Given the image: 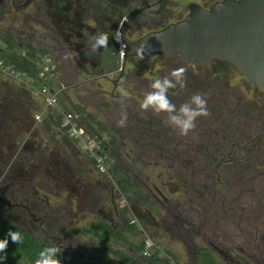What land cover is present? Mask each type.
Here are the masks:
<instances>
[{
	"label": "flooded vegetation",
	"instance_id": "1",
	"mask_svg": "<svg viewBox=\"0 0 264 264\" xmlns=\"http://www.w3.org/2000/svg\"><path fill=\"white\" fill-rule=\"evenodd\" d=\"M219 1L0 0V57L17 70L0 71V235L18 231L41 249L58 248L60 264H146L150 256V264H264L263 88L239 71L235 83L226 61L199 72L203 65L180 57L144 59L153 61L150 79L135 81L124 67L106 121L113 132L87 131V144L67 133L61 98L50 107L42 93L64 86V74L76 81L88 65L96 69L103 50L91 51L93 37L109 40L133 13L143 19L127 31L130 41ZM45 56L58 63V83L41 75ZM180 67L186 87L170 89L169 99L179 108L199 93L210 112L187 136L140 107L151 83ZM118 87L142 101L116 95ZM124 112L126 126L117 127ZM117 136L127 160L108 157L104 139Z\"/></svg>",
	"mask_w": 264,
	"mask_h": 264
},
{
	"label": "water",
	"instance_id": "2",
	"mask_svg": "<svg viewBox=\"0 0 264 264\" xmlns=\"http://www.w3.org/2000/svg\"><path fill=\"white\" fill-rule=\"evenodd\" d=\"M143 19L133 13L122 24L123 69L129 58L161 60L180 57L188 64L204 65L212 60L232 64L251 84L264 89V0H222L209 9L192 5L179 23L149 32L137 41L126 34Z\"/></svg>",
	"mask_w": 264,
	"mask_h": 264
},
{
	"label": "rangeland",
	"instance_id": "3",
	"mask_svg": "<svg viewBox=\"0 0 264 264\" xmlns=\"http://www.w3.org/2000/svg\"><path fill=\"white\" fill-rule=\"evenodd\" d=\"M180 3L184 4L187 2V0H178ZM196 1V0H194ZM4 27L5 26H9L8 23H3L1 24ZM145 34H147V31L143 30L139 33H137L133 38L132 41L137 40L138 37L144 36ZM119 33L117 31V29L115 30V32L113 33V36L110 37V39L107 42V46L102 48V54H101V62L99 65H97L96 69H92V67L90 65L87 66V73H81L80 77L78 80L76 81H72L74 77H72L71 73H69L70 75L64 74L63 75V85L67 88L66 92L64 93V95L61 97L60 100V104L58 106V109L60 111H58L59 113H64V116H66L68 113L70 112H75L78 111L79 109L83 110V116H84V120H83V125H85L86 127H92L95 132L97 131H101V133L104 136H109L113 131L111 128H109L108 123H106L107 121V117H111V115H113V113H111L110 111L113 110V103H115L117 100L113 99L111 97V93H113L114 91V85H113V81H116L121 74L124 72L123 71V57H122V43L120 42V38H119ZM118 36V40L117 39ZM26 49H24L25 51ZM21 53V51L19 52ZM4 61H9V60H5L4 58L0 57V60ZM153 61H147V60H138V59H132L130 58L127 62L126 65V70H125V75H130L132 74L133 76H137L136 80H146L150 79V72H151V68H152V63ZM227 63V62H226ZM229 64V63H228ZM230 67L234 70V74H235V83H238L240 79H242V77L240 75H238V70L232 65L229 64ZM4 67V66H3ZM7 66H5L4 68H6ZM226 64L223 61H212L209 62L208 64H205L203 66H200V70H196L199 72H204L207 69H212V68H225ZM158 68H164L162 65H158ZM196 69L198 67H195ZM157 71V70H156ZM6 72L8 73H16L17 70L11 68V67H7L6 68ZM89 73H93L92 75ZM103 75H106V79ZM71 76V77H68ZM98 77L92 80H89V82L87 81L89 77ZM57 77H55V81L57 82ZM140 78V79H139ZM87 81L84 82L83 81ZM72 81V82H71ZM139 82V81H138ZM121 83L124 84V78L121 80ZM136 84V83H135ZM102 91L105 95V101H103L104 103H108L109 107L106 108L104 106H102V104L96 102V105L93 106H88L87 105V98L88 96H90V94H94L97 91ZM116 95H124V97L126 99H134L136 101H142L140 98H138L134 93H128L127 91L124 90L123 87H118V89L115 91ZM111 105V108H110ZM110 109V111H108ZM108 114V115H106ZM91 116V119H90ZM65 120V118H64ZM95 120V121H93ZM120 120V119H118ZM101 123L102 125L106 124L109 128L110 132H105L104 130H102L100 128V125L97 124ZM103 131V132H102ZM93 145L95 146H99L97 140L93 139ZM104 143H106L110 148L111 151H109V158L110 159H114L115 156V151H117L116 153H118V155H120L122 158H124V160H127V156L124 155V139L121 138L120 136H117V139L112 140L110 138L105 137L104 139ZM121 144H123V146L118 150L117 146H120ZM152 161V159L150 160ZM112 166V165H110ZM142 169H144L142 167ZM157 167L153 168L150 167L149 170L150 173L153 172V174L157 173ZM150 242V241H149ZM175 248L173 247V250ZM171 250L169 249L168 251L173 255V253H175L176 250ZM152 252H154L153 249L150 250V253L152 254ZM172 259V257H171ZM177 262V261H176ZM182 264H186L185 262V258L182 261Z\"/></svg>",
	"mask_w": 264,
	"mask_h": 264
},
{
	"label": "clouds",
	"instance_id": "4",
	"mask_svg": "<svg viewBox=\"0 0 264 264\" xmlns=\"http://www.w3.org/2000/svg\"><path fill=\"white\" fill-rule=\"evenodd\" d=\"M108 37L104 33H98L93 37L91 51L95 52L107 46ZM144 46L137 50L140 53V58H143L142 50ZM186 72L185 67H180L172 70L163 78H156L150 85L151 90L148 91L140 105L144 111H151L155 115L163 114L166 117L165 123L177 130L180 135L187 136L189 132L196 128L198 118H206L210 115L207 108V100L202 94H194L188 102L183 103L177 108L168 97L170 89L186 87ZM123 103V101H122ZM127 121V113L122 114L121 119L117 123V127H125ZM7 236L10 237L13 243H22V235L18 231H9ZM9 240L7 238L0 239V264L7 260L6 249L8 248ZM58 248H44L38 254L35 264H60L57 258L60 253Z\"/></svg>",
	"mask_w": 264,
	"mask_h": 264
},
{
	"label": "built area",
	"instance_id": "5",
	"mask_svg": "<svg viewBox=\"0 0 264 264\" xmlns=\"http://www.w3.org/2000/svg\"><path fill=\"white\" fill-rule=\"evenodd\" d=\"M120 37V35H118ZM117 36V40H118ZM123 49V48H122ZM39 64L42 65L41 75L47 79V83L51 82V78L55 81V77H57L59 69L58 63L51 56H45L42 60H39ZM9 66L11 63L0 60V71L4 70L6 72V68L3 66ZM67 88L65 86H54L53 90L50 89L48 85H44L42 88V93L45 97V103L47 106L55 107L59 103L60 98L64 95ZM64 127L71 138H75L78 140L80 144H87L93 135L88 134L85 125H83V117L77 111L70 112L65 116Z\"/></svg>",
	"mask_w": 264,
	"mask_h": 264
},
{
	"label": "trees",
	"instance_id": "6",
	"mask_svg": "<svg viewBox=\"0 0 264 264\" xmlns=\"http://www.w3.org/2000/svg\"><path fill=\"white\" fill-rule=\"evenodd\" d=\"M10 61L11 60H9L7 62L10 63ZM103 101H105V97H103V92L100 90V91H97L94 94H90V96H88L87 105L93 106V105H96V102H98V103L102 104V106L108 108L109 104L104 103ZM110 108H111V105H110ZM108 111H110V109ZM77 112L80 113L82 115V117L84 118L83 113H82L83 110L79 109ZM90 119H91V116H90ZM93 121H95V120H93ZM97 124L100 125V128L102 130H104L105 132H110L106 126H104L98 122H97ZM86 130L88 132H90L91 134H94V132H95V130L89 126L86 127ZM5 238H7L9 240V244H8V248L6 249L7 260L4 261L3 264H35V260L37 259L40 251L42 250L39 247L36 240L32 239L29 236L22 235V243L17 244V243H13L11 241L10 237L0 235V239H5ZM2 255H4V254L0 253V256H2ZM57 258L59 259L58 255H57ZM148 259H149L148 263H146V264H150L149 262L155 261V257H152V256L148 257Z\"/></svg>",
	"mask_w": 264,
	"mask_h": 264
},
{
	"label": "bare ground",
	"instance_id": "7",
	"mask_svg": "<svg viewBox=\"0 0 264 264\" xmlns=\"http://www.w3.org/2000/svg\"><path fill=\"white\" fill-rule=\"evenodd\" d=\"M120 38V37H119ZM120 42H121V38H120ZM122 45V44H121ZM123 48V47H122Z\"/></svg>",
	"mask_w": 264,
	"mask_h": 264
}]
</instances>
